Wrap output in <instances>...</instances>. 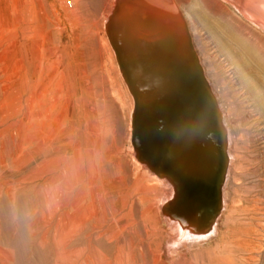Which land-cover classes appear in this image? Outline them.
I'll return each instance as SVG.
<instances>
[{"label":"rangeland","instance_id":"obj_1","mask_svg":"<svg viewBox=\"0 0 264 264\" xmlns=\"http://www.w3.org/2000/svg\"><path fill=\"white\" fill-rule=\"evenodd\" d=\"M119 1L0 0V264H112L125 241L133 264H203L210 251L209 241L168 242L169 185L133 156V98L105 31ZM174 1L225 119L219 220L229 198L251 195L264 243L262 117L220 51L223 36L197 12L264 32L230 2ZM145 231L140 251L128 249Z\"/></svg>","mask_w":264,"mask_h":264},{"label":"water","instance_id":"obj_2","mask_svg":"<svg viewBox=\"0 0 264 264\" xmlns=\"http://www.w3.org/2000/svg\"><path fill=\"white\" fill-rule=\"evenodd\" d=\"M114 16L121 24L135 26L139 22L115 12L109 27L106 25L122 78L133 97L130 115L133 156L173 185L172 198L164 203L163 214L204 224L218 210L227 168L226 130L213 92L192 51L188 49L190 53L183 52L184 55L168 53L163 59L144 55L148 52L141 51L148 42L121 36L122 43L112 36L117 29ZM175 31L178 41L188 38L182 25ZM129 49L131 52H127ZM139 61L146 65L145 69L129 75L126 69L132 66L128 64ZM180 72H186L190 79ZM187 89L188 93L198 92L203 105L187 95L184 92Z\"/></svg>","mask_w":264,"mask_h":264},{"label":"bare ground","instance_id":"obj_3","mask_svg":"<svg viewBox=\"0 0 264 264\" xmlns=\"http://www.w3.org/2000/svg\"><path fill=\"white\" fill-rule=\"evenodd\" d=\"M224 1L228 3L230 2L229 4L235 7V10H237L238 12H242L244 14L243 17H247V21L253 23L262 32H264V0ZM120 3L123 4L121 5L122 8L119 7L114 12H112V16H109L110 18H107L109 22L110 20H112L113 14L116 12V14L121 13V15L124 16L128 15V17L136 19L139 23H136L135 26L129 25L128 23L121 24L119 23V18L114 16L115 19H117V22L115 23L117 29L116 31L113 30L112 36L115 35L116 40L123 43V41L120 40V37L124 36L135 39L136 41H139L141 43L142 41L148 42V44L145 46V50L141 52H148L144 55L151 54L157 59H163L164 56L168 53H179L181 55H184V53L189 54V49L197 59V63L199 64L201 71L204 72V70H202L200 57L197 51H195L194 42H192L189 35L190 33L187 31L186 22L184 20L185 18L180 10V3L178 4L174 0H122L119 1L118 4ZM197 13L205 21L210 22V26L212 27V29L217 32V34L212 33L213 37L218 38V36H223L224 39H222V41L220 42L222 45L220 51H224V53H226L227 59H229L230 62L234 63L236 71L238 73V82H240L241 91L245 92L252 100V107L257 112L258 116L262 117L264 127V36L237 21L232 24L235 28V31H231L224 23L218 21L219 19L212 18L211 20V18H209L208 16L203 15L202 12ZM174 19H176V21ZM109 22H106L105 24V31L106 25L109 27ZM178 25H182L184 33H186V35L188 36V38H184L185 41L183 42L177 40L178 33L175 30ZM107 38L111 45V40L109 39L108 34ZM178 43L180 45H177ZM247 43H251L253 49L249 48ZM138 46L141 47L140 45ZM120 50L123 51V49ZM127 52H131V49L127 50ZM128 65L132 66L131 68L126 69L129 75H134L139 72V70H144L146 67V65L141 63L140 61L136 62L135 65ZM118 68L120 71L119 65ZM180 75L183 77L187 76V78H189V75L186 74V72H180ZM205 81L207 86L210 87L211 90H213L209 80L207 81L205 79ZM190 87L193 86L190 85ZM184 92L187 95L190 94L189 96H193L199 104L203 105V99H201V96L198 92H193L194 94L188 93V89L184 90ZM212 92L214 100L216 101L220 112L221 121L222 123H224L225 119L222 115V108L219 99L214 94V91ZM203 109L205 110L204 107ZM258 120H254V122L256 123V127H258L259 125ZM244 131L246 135L249 136V132L246 128ZM245 150L243 158L246 160L248 159V165H251L254 161L251 152L252 150L249 149V152L247 149ZM161 177L164 179V182L169 185L168 189L172 193L170 195H173V185L168 182L165 177ZM235 177H237V174H235ZM222 188L223 185L221 187V193ZM170 198L167 199L171 200ZM255 202L256 199L251 198V195L245 196L241 199L239 194H236V196L229 198V203L227 205L228 212L225 216L224 221H221L219 219L222 215V209L223 207H225V203L220 198V204L215 215L211 219L205 221L204 224L200 225L195 222L189 223L186 220L182 221L176 217H170L169 215L164 214V219L167 220V225L173 233L172 234L168 232V242H171L173 239L176 240V238L179 239L178 241H182L184 239L197 240L201 242L209 241L210 251L207 250L208 254H205L202 257L203 264H264V243L262 234L260 232V218L257 217V208L255 206ZM163 208H166L164 203ZM234 215L236 216L234 217ZM157 231L161 233L159 227H157ZM146 234L147 232L145 231V235ZM149 235L150 234H147V236L143 238L140 236V234L138 235L137 232H134L132 234L133 242L131 245L127 246L128 249L131 248L133 251H140ZM125 244L126 241L124 244H121V246L119 245L120 250L115 251L116 253L114 252V257L112 261L110 260V263H134L135 260L133 258V255H130L129 257H126V255L124 257L123 255ZM194 262L197 261L194 260Z\"/></svg>","mask_w":264,"mask_h":264}]
</instances>
